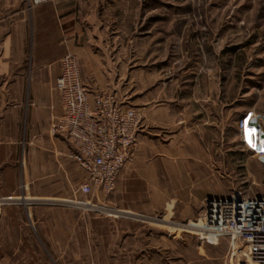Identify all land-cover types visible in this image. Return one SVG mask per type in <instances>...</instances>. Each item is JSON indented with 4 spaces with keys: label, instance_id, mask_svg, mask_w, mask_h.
I'll return each instance as SVG.
<instances>
[{
    "label": "rangeland",
    "instance_id": "obj_1",
    "mask_svg": "<svg viewBox=\"0 0 264 264\" xmlns=\"http://www.w3.org/2000/svg\"><path fill=\"white\" fill-rule=\"evenodd\" d=\"M118 2L131 5L117 13L120 19L130 16L128 29L134 38L129 48L127 40L122 47L135 52L134 60H129L135 92L128 89L127 60L103 58V63L111 62V68L105 64L102 69L105 75L111 70L117 74L114 86L102 93L126 102L135 93L139 102H152L153 109L189 102L188 108H178L181 114L185 109L191 112L198 136L187 141L191 154L183 157L179 201L158 204L137 217L125 210L127 200L116 190L112 195H78L70 203L50 205L53 213L46 216L44 233L32 222L28 199L19 194L14 196L18 201H5L4 206L0 202V264H236L242 253L240 242L231 237L206 234L205 214L210 198L239 192L264 196V162L255 149V134L240 132L251 118L264 129V0ZM23 5L32 11L27 0ZM2 19L0 0L3 135ZM25 93L29 100L30 93ZM151 120V136L159 138L170 129L159 116ZM23 129L25 143L16 160L21 172L25 165L29 168L30 148L38 142L26 135V121Z\"/></svg>",
    "mask_w": 264,
    "mask_h": 264
},
{
    "label": "crops",
    "instance_id": "obj_2",
    "mask_svg": "<svg viewBox=\"0 0 264 264\" xmlns=\"http://www.w3.org/2000/svg\"><path fill=\"white\" fill-rule=\"evenodd\" d=\"M130 7L118 0H54L27 11L23 0H3V135L0 127L3 200L0 202L4 206L5 201H18L14 196L21 194L24 200L28 199L27 205L33 207L34 226L45 229L44 233L47 217L53 213L50 205L70 203L71 199L84 195L80 187L88 180L87 172L70 158L73 146L55 131L62 113L56 90L61 59L70 53L79 57L83 81L91 94L114 86L113 75L117 72L111 70L106 76L103 58L126 59L128 89L135 92V71L129 70V60H134L135 52L124 51L122 47L127 40L129 48L134 38L128 29L130 16L123 15L120 19L117 13ZM106 66L111 68V62ZM25 92L30 93L29 100ZM119 100L142 113L143 129L135 158L121 173L115 192L127 200L125 210L137 217L144 216L158 204L179 201L177 188L183 186V157L185 152L191 154L186 145L187 141L197 139V129L192 127L191 112L185 109L181 114L178 108H188L189 102H175V107L167 103L166 107L153 109L152 102H139L135 93L130 102ZM155 116L170 127L159 138L151 136V119ZM25 121L26 135L38 142L30 148L29 168L25 165L21 172L16 160L25 143ZM21 175L23 180L19 181Z\"/></svg>",
    "mask_w": 264,
    "mask_h": 264
},
{
    "label": "built area",
    "instance_id": "obj_3",
    "mask_svg": "<svg viewBox=\"0 0 264 264\" xmlns=\"http://www.w3.org/2000/svg\"><path fill=\"white\" fill-rule=\"evenodd\" d=\"M54 0H27L29 10ZM62 113L55 124L74 148L70 158L88 174L80 192L112 194L121 173L135 158V147L143 129V115L125 106L115 95L91 94L83 81L80 59L65 55L56 81ZM255 134L256 152L264 162V129L251 118L240 132ZM205 225L217 237L240 242L242 253L236 264H264V196L243 192L207 201Z\"/></svg>",
    "mask_w": 264,
    "mask_h": 264
},
{
    "label": "bare ground",
    "instance_id": "obj_4",
    "mask_svg": "<svg viewBox=\"0 0 264 264\" xmlns=\"http://www.w3.org/2000/svg\"><path fill=\"white\" fill-rule=\"evenodd\" d=\"M205 232H207L206 234L207 235H212V236H216L214 233H211V232H209V231H207V230H204ZM209 232V233H208Z\"/></svg>",
    "mask_w": 264,
    "mask_h": 264
},
{
    "label": "water",
    "instance_id": "obj_5",
    "mask_svg": "<svg viewBox=\"0 0 264 264\" xmlns=\"http://www.w3.org/2000/svg\"><path fill=\"white\" fill-rule=\"evenodd\" d=\"M211 199V198H210Z\"/></svg>",
    "mask_w": 264,
    "mask_h": 264
}]
</instances>
